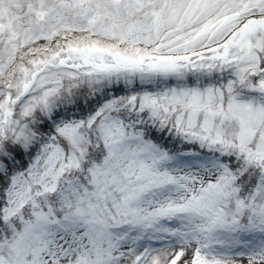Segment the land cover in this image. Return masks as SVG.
<instances>
[{
    "label": "snow or ice",
    "instance_id": "snow-or-ice-1",
    "mask_svg": "<svg viewBox=\"0 0 264 264\" xmlns=\"http://www.w3.org/2000/svg\"><path fill=\"white\" fill-rule=\"evenodd\" d=\"M0 264H264V0H0Z\"/></svg>",
    "mask_w": 264,
    "mask_h": 264
}]
</instances>
